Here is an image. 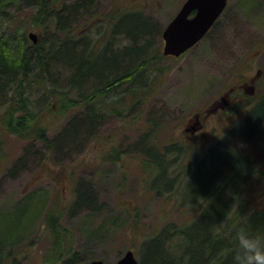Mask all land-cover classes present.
<instances>
[{"label":"rangeland","instance_id":"obj_1","mask_svg":"<svg viewBox=\"0 0 264 264\" xmlns=\"http://www.w3.org/2000/svg\"><path fill=\"white\" fill-rule=\"evenodd\" d=\"M46 1L49 15L39 23L37 7L23 0H0V36L15 43L24 34L31 48L70 32L99 49L113 40L108 36L112 19L138 9L147 23L141 21L153 27L150 49L157 42L161 52L162 31L184 0ZM73 5L78 7L70 12ZM126 16L120 17L118 28L129 29ZM114 39L113 49L118 37ZM150 53L145 59L151 63L134 82L140 84L138 94L154 85L147 99L137 98L125 111L121 99L125 105L131 102L125 92L130 88H115L106 103L123 114L109 110L96 118L93 128L73 125L85 120L86 108L64 104L38 88L42 75L32 76L38 78L33 87L23 86L30 121L18 124L15 118L21 112L0 108V264H84L96 259L115 264L127 250L141 261L145 236L165 234L161 239L166 247L178 236L173 234L176 227L184 228L199 216L204 180L212 190L223 178L219 169L206 168L215 164L218 149L228 142L257 169L244 184L243 209L249 210L238 213L236 204L230 218L236 215L243 222L264 208V121L253 139L232 138L234 131L236 137L248 138L251 128L242 124L253 121L251 115L246 118L249 109L252 117L264 111V0H228L206 36L179 57L152 61ZM59 70L50 67L51 73L44 75L48 90L66 91L76 100L86 94L72 93L70 75ZM6 99L0 97V105ZM170 145L180 153H166ZM148 156L154 163L150 168ZM80 194L93 201L72 209ZM56 216L60 230L54 231ZM261 218L262 211L244 230L237 223L229 241L237 237V248H244V237L256 234ZM74 251L79 258L66 263ZM218 252L209 251L207 258ZM234 257L232 264L238 259Z\"/></svg>","mask_w":264,"mask_h":264},{"label":"trees","instance_id":"obj_2","mask_svg":"<svg viewBox=\"0 0 264 264\" xmlns=\"http://www.w3.org/2000/svg\"><path fill=\"white\" fill-rule=\"evenodd\" d=\"M23 1L30 6L37 7L38 17L36 18L39 23H43L44 16L49 15L47 12L49 2L46 0ZM77 7L73 5L68 10L70 9L71 12ZM126 14L130 22L129 29L125 26L118 28V20ZM56 17L54 14V18ZM112 20L108 36L111 33L113 40L118 37V40H116L118 42L114 49L113 40L98 49L96 44L91 45V42L83 37L76 38L71 36L70 32L62 38H56L54 42H45L47 46L45 44H35L31 48H27L28 41L24 34L15 43L0 36V97L7 96L6 101L1 103L0 108L4 106L13 107L21 112L20 116L18 115L15 118L18 124H22L23 121H25L23 124H26L30 121L31 115L28 106L30 102L23 96L22 92L26 83L33 87L34 82L38 79H33L34 77L32 76L35 75H42L38 80L40 81V83L38 82V88H43V90L49 92L56 99H60L64 104L75 103L86 108L85 120H80L79 122L74 120L73 122L74 126H76V123L80 124L77 129H83L84 126L93 128L96 118L104 117L109 110L117 116L123 114L120 112L121 110H116L113 106H109L106 103V96L115 88H120L125 84L130 88L125 92L130 96L131 102L125 105L124 96L121 99V104L126 107L125 111H130V108L135 103L134 100L137 98L147 99L149 92L152 90L151 87L154 85L150 83L145 91L141 93L143 95H141L136 92L140 84L136 85L134 82L138 80L140 70L144 71L143 67L145 64L151 63L147 58L145 59L150 52L153 57L152 61H163L157 42L153 45L152 50L150 49L153 27L149 23V25H146L144 22L147 23V21L142 19L138 12L119 14L116 19L114 17ZM50 67L53 70L57 67L60 69L59 71L70 75L68 80L72 93L79 95L84 92L86 94H81L80 99L76 100L71 98L66 91L58 93L55 89L48 90L45 85L46 78L44 75H47V71L49 74L51 73ZM15 97L17 100L14 99ZM261 97H264V95ZM261 108L264 109V106ZM252 112L253 109H249L246 112V118L251 115L252 123L246 119L242 124L244 129L249 130L251 128L248 138H238L235 136V131L233 135L231 131L232 138L238 141H245L256 136L259 122L264 121V111L253 115V117ZM37 136L42 142H46L45 138L41 137L39 133ZM228 144V146L218 149V153L214 158L216 160L215 164L210 163L206 168L210 169L211 165L213 169H219V174L223 178L218 181V184L212 190H209L204 180L205 196L201 200L203 205L199 210V216L195 218L194 222L185 224L184 228L177 229L176 227L173 234L179 237L170 239L166 247L163 245L164 249L162 248L161 237L163 238L165 234L145 236L146 238L142 242L143 254L139 264H204L205 260V264H232L231 260L235 259L234 255L238 257L235 264H239V261L243 259L244 248H237V237L229 241L232 238L229 233L237 223L242 224L243 230L250 227L254 216L261 211L264 212V208L256 211L243 222L238 221L236 215L230 218V211L236 204L238 213L249 210V208L243 209V202L246 200L244 197L246 190L244 184L248 178L256 174L257 169L255 163L248 155L238 154L229 142ZM176 147L172 145L166 146L164 151L166 153L169 151L180 153V150ZM162 154L164 153L162 152ZM148 158L147 167H153L154 163L149 156ZM183 169L188 173L187 167ZM187 173L184 174V178L187 177ZM239 175H242V178L237 179ZM181 182L182 180L179 185ZM150 187L159 191L152 185ZM87 200L93 201L86 194L74 197L72 209ZM59 218V216H56L53 218L55 222H51L53 223L51 226L54 231L58 227L60 230ZM162 233L165 232L162 231ZM258 233L264 234V218H261L256 225L255 235ZM218 240L220 242H216ZM262 243H264V239H262ZM215 250H219V252L212 259L207 258L208 252ZM169 251L173 253V257L169 256ZM77 258H79V254L74 251L69 254L66 263L74 262Z\"/></svg>","mask_w":264,"mask_h":264},{"label":"water","instance_id":"obj_3","mask_svg":"<svg viewBox=\"0 0 264 264\" xmlns=\"http://www.w3.org/2000/svg\"><path fill=\"white\" fill-rule=\"evenodd\" d=\"M227 0H186L162 32V55L178 57L200 41L220 17ZM195 14L188 18L192 12ZM35 43L33 34L28 35ZM87 264H105L92 260ZM115 264H138L132 250H127Z\"/></svg>","mask_w":264,"mask_h":264},{"label":"clouds","instance_id":"obj_4","mask_svg":"<svg viewBox=\"0 0 264 264\" xmlns=\"http://www.w3.org/2000/svg\"><path fill=\"white\" fill-rule=\"evenodd\" d=\"M264 234L245 236L243 241L244 256L239 264H264Z\"/></svg>","mask_w":264,"mask_h":264},{"label":"flooded vegetation","instance_id":"obj_5","mask_svg":"<svg viewBox=\"0 0 264 264\" xmlns=\"http://www.w3.org/2000/svg\"><path fill=\"white\" fill-rule=\"evenodd\" d=\"M185 1H186V0L183 1L182 5L184 4ZM227 2H228V0H227ZM182 5L180 6V8L182 7ZM180 8H179V10H180ZM179 10H178V11H179ZM133 11L136 12V11H138V9H133ZM178 11H177V13H178ZM177 13H176V14H177ZM176 14L171 18V20L176 16ZM194 14H195V11L192 12L190 15H188V18H191ZM121 15H123V13H122ZM171 20H170V21H171ZM170 21L167 23V25L170 23ZM167 25H166V26H167ZM166 26H165V27H166ZM213 26H214V25H213ZM203 38H204V37H203ZM203 38H202V39H203ZM202 39H201V40H202ZM201 40H200V41H201ZM159 41L161 42V43H160V42H159V43L162 44V46H163V45H164V41H163V39H162V34H161V36H160ZM200 41H199V42H200ZM196 44H197V43H196ZM196 44H195V45H196ZM195 45H194V46H195ZM194 46H193V47H194ZM193 47H191L190 49H192ZM190 49H188V50H190ZM188 50H187V51H188ZM184 53H185V52H184ZM161 55H162V54H161ZM181 55H182V54H181ZM181 55H180V56H181ZM162 57H163V60H165V59H167V58H168V59H169V58H176V57H174V56H164V55H162ZM178 57H179V56H178Z\"/></svg>","mask_w":264,"mask_h":264}]
</instances>
